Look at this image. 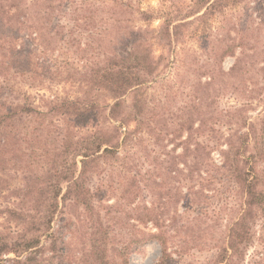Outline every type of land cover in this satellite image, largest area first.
<instances>
[{
  "label": "trees",
  "instance_id": "1",
  "mask_svg": "<svg viewBox=\"0 0 264 264\" xmlns=\"http://www.w3.org/2000/svg\"><path fill=\"white\" fill-rule=\"evenodd\" d=\"M166 1L158 27L127 24L113 36L133 19L132 0H0V264H129L149 241L161 245L160 264H186V252L207 247L216 252L204 264H243L256 239L264 249V108L247 114L264 101V48L245 43L250 30L264 32V5L253 18L258 0ZM244 4L250 25L225 17ZM85 31L99 43L94 57L53 70L52 53L93 44L82 45ZM227 57H235L228 69ZM180 62L194 76L189 98L173 105L170 89L152 97L151 85ZM58 75L75 93L41 94V105L13 83ZM225 94L237 100L222 106ZM217 192L237 204L221 238L208 230ZM112 193L116 202L106 203ZM121 212L130 236L113 243L111 219ZM250 260L263 263L264 251Z\"/></svg>",
  "mask_w": 264,
  "mask_h": 264
},
{
  "label": "rangeland",
  "instance_id": "2",
  "mask_svg": "<svg viewBox=\"0 0 264 264\" xmlns=\"http://www.w3.org/2000/svg\"><path fill=\"white\" fill-rule=\"evenodd\" d=\"M66 7L70 10L71 6L69 4V1ZM132 4L134 9L136 11L133 14V19L131 22L121 20L122 25H119L120 23L115 26V31L113 32V36H118L121 33H123L125 30L128 29L127 24H130L134 27H145L146 25H151L152 27H158L162 21V19L158 18L157 16L160 15L159 13H162L165 11V8L169 4L166 0H132ZM250 9H252L253 12V18H255V14L257 10H254V7H261L264 5V0H258V1H251L249 3ZM247 6V5H246ZM140 8L141 10H146V11H151V13L154 14V19L152 18L150 21L142 19L137 11V9ZM249 11L247 8H245L244 5L237 6L232 9H228L226 15L229 16H236L239 15L242 18V23L247 21V23L250 25V21L247 20V16L249 15ZM233 14V15H232ZM124 18V17H122ZM124 22V23H123ZM218 19L215 18V20L212 22V25L216 26L218 23ZM227 24V23H225ZM264 29V28H263ZM87 31H85L83 34L79 35V39L82 42V45L84 46V43L89 40L93 44L91 46L86 47V52L83 54H78L76 52V46H72L68 50L62 49L60 51H56L50 55L49 62L52 65V69H54L55 65L58 66H63L65 65V62L68 60L72 63H74V66L77 67L79 65H82V61H90L92 57H94L95 53L94 50L99 47L98 41L91 39L87 35ZM244 34V30L241 31L240 35ZM251 36L246 37L245 43L247 44V47H251V45H255L258 41L260 42L259 45L262 44L260 49L264 48V32L263 30L261 32H255L251 31L248 33H245V36ZM116 38V37H112ZM245 38V37H244ZM94 40V41H92ZM82 46V47H83ZM190 46L191 50H196L198 49L199 45L195 39H190L187 43V47ZM246 47V46H245ZM259 49V50H260ZM258 50V51H259ZM97 51V50H96ZM181 53L183 49H180ZM252 52L253 50H249V52ZM184 53V52H183ZM191 53V51L189 52ZM80 55H86V58L82 57ZM182 55V54H181ZM186 55L188 54H183V56L186 58ZM190 56V55H189ZM191 57V56H190ZM190 58H187L189 61ZM235 57H227L224 61V67L228 69L231 67V65L234 63ZM178 65L176 67H173L171 69H167L164 73L161 74L160 81L159 83H154L151 85L150 89L148 90L149 94L154 97L155 99L158 98H163L165 97V93L170 89L171 90V98L173 100V105H178L182 102H185L189 96H188V91L190 90V83L191 79L194 78L193 74L191 73V69L187 65V63H177ZM67 67H64V70H66ZM66 73V72H65ZM62 75L54 76L53 78H48L45 84L39 85L34 84V85H29V83L26 80H23L21 77L16 78L13 83L15 84V87L18 92H27L30 93L31 95H34L35 98V103L40 104L41 101L39 100V97L41 94H45L47 96H51L53 94L59 95V96H65L67 94L73 95L76 91L77 85L75 82L71 81H65L63 78H61ZM16 92L13 95H17ZM264 94V92H263ZM22 96V94H21ZM234 95L230 94H225L219 98V102L222 106L228 105L235 100H237ZM41 105V104H40ZM264 108V101H260L259 99H256L255 102L252 104V108L248 110V115L251 116L252 118H255L258 115V111L262 110ZM12 182L19 181V176L17 173L12 172V174L8 177ZM218 193V192H217ZM119 194L117 193H112L110 196L107 198L108 201L106 203H114L116 202V197H118ZM3 199L0 198V206L2 203H5L2 201ZM236 201L235 198H230V200H226V195L218 193L214 198L212 199V206H210V209L215 208L214 210H217L218 213L217 215L219 217H213L210 218L209 220L212 222L211 225H209L208 230L210 231L211 229H216L214 233L218 235V238H221L223 236V231L225 229L224 225L226 224V215L230 212H232L229 208L230 206H235ZM125 209V208H124ZM116 212L113 211L114 215ZM237 213H233L230 216H235ZM124 217V212H121L120 214V219H111L112 223V234H113V243H117L119 241H125L129 238L128 234V229H129V223L127 220H125ZM217 221H216V219ZM3 217L0 215V224L3 222ZM202 227H207L206 224H204ZM143 228V227H142ZM138 230V229H136ZM256 231L261 232V227H256ZM140 233V231L138 232ZM114 234H117L114 236ZM258 238V237H257ZM172 240H169V245H170V250L174 249L172 246ZM72 248H73V253L76 255L77 258L75 260H79V257L81 255V251L83 248L82 240L81 237H77L73 240L72 243ZM258 250H263L262 246L259 242V239L254 243L253 246L250 247L246 260L243 264H251V258L256 254ZM216 252L215 249L211 247H207L203 251H199L197 248L186 252L183 256V263L186 264H204L208 258L212 257L213 253ZM162 255V248L161 245L157 241H149L144 243L143 245L140 246L139 250L132 252L130 257H129V264H160V258ZM175 257H178L174 253ZM76 260V261H77ZM76 264H79L78 262H75ZM175 264V263H174ZM261 264H264L261 263Z\"/></svg>",
  "mask_w": 264,
  "mask_h": 264
}]
</instances>
